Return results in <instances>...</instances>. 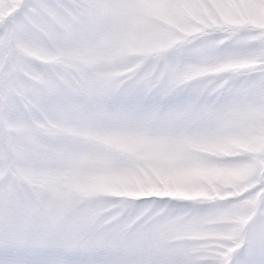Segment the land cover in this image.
Returning a JSON list of instances; mask_svg holds the SVG:
<instances>
[{
  "label": "snow or ice",
  "instance_id": "6c2138e0",
  "mask_svg": "<svg viewBox=\"0 0 264 264\" xmlns=\"http://www.w3.org/2000/svg\"><path fill=\"white\" fill-rule=\"evenodd\" d=\"M0 264H264V0H0Z\"/></svg>",
  "mask_w": 264,
  "mask_h": 264
}]
</instances>
